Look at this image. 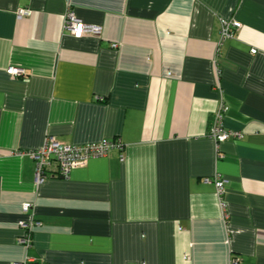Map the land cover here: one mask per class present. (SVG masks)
<instances>
[{"label":"crops","instance_id":"crops-1","mask_svg":"<svg viewBox=\"0 0 264 264\" xmlns=\"http://www.w3.org/2000/svg\"><path fill=\"white\" fill-rule=\"evenodd\" d=\"M68 9L99 33L63 32ZM222 19L241 27L218 46ZM220 104L243 137L215 149ZM46 137L119 140L124 159L113 150L36 184L22 154ZM214 176L224 209L203 183ZM231 258L264 264V0H0V264Z\"/></svg>","mask_w":264,"mask_h":264},{"label":"built area","instance_id":"built-area-1","mask_svg":"<svg viewBox=\"0 0 264 264\" xmlns=\"http://www.w3.org/2000/svg\"><path fill=\"white\" fill-rule=\"evenodd\" d=\"M31 15L28 9H19L17 18H25ZM241 27L240 23L236 20H221V31L218 46L222 45L225 41L233 39L235 32ZM63 32L72 36L73 38L80 39L85 34H98L99 29L96 26H89L82 23L71 10H67L63 20ZM255 54V50H251ZM6 74L13 78H22L26 75V70L23 68L10 67L7 68ZM228 108L224 104H220L218 111L214 114L212 126L210 128L209 137L215 144V149L226 141L231 139L240 140L243 137L242 132L233 131L225 128L223 118ZM118 151L120 153V161H123L124 145L119 141L101 140L100 142L83 144V145H66L57 141L55 138L46 137L43 145L37 150L26 152L22 156L30 159L35 166V183L41 184L48 176L68 178L71 171L84 167L91 159L103 158L111 151ZM21 156V155H20ZM217 159L222 158L219 152H216ZM204 184H213L216 190V195L219 198L220 206L222 209L225 203L222 200L224 195L226 180L218 176L213 178H206L203 180ZM23 211L27 212L30 204L25 203L22 206ZM20 229L25 232L24 237L18 240V243L26 248L31 244V232L39 226L40 223L34 220L20 221L18 223ZM20 264V263H15ZM228 264H240L239 259L231 258Z\"/></svg>","mask_w":264,"mask_h":264}]
</instances>
